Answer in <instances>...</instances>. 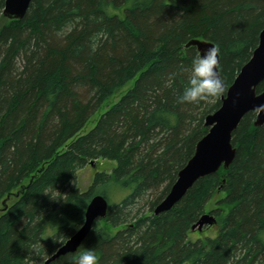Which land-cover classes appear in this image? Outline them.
I'll use <instances>...</instances> for the list:
<instances>
[{"label":"trees","instance_id":"1","mask_svg":"<svg viewBox=\"0 0 264 264\" xmlns=\"http://www.w3.org/2000/svg\"><path fill=\"white\" fill-rule=\"evenodd\" d=\"M263 28L264 0H32L23 19L0 26V264H42L81 227L95 195L107 215L80 246L98 264H264V125L254 127L255 112L232 133L229 168L153 214ZM192 39L219 49L225 86L199 104L178 102L198 54L184 47ZM99 160L115 167L80 191L78 172ZM217 196L208 212L217 234L190 240ZM75 254L51 264H73Z\"/></svg>","mask_w":264,"mask_h":264},{"label":"water","instance_id":"2","mask_svg":"<svg viewBox=\"0 0 264 264\" xmlns=\"http://www.w3.org/2000/svg\"><path fill=\"white\" fill-rule=\"evenodd\" d=\"M31 2L32 0H5L2 16L8 20H21ZM184 47H194L197 53L201 54L205 49L215 45L205 40L192 39ZM263 81L264 28L259 34L258 45L252 52L251 58L226 90L220 107L205 117L204 126L208 128L207 133L197 142L193 156L178 172L177 179L168 194L154 208L155 216L171 210L199 179L216 173L220 168L224 170L229 168L235 157V149L231 143L232 133L246 114L256 113L254 127L264 125V91L256 93V88ZM90 166L93 167L94 162H91ZM107 209L108 201L103 196H93L86 207L81 227L42 264H51L59 257L76 253L96 221L106 217ZM214 224L213 216L203 214L192 226L191 231L196 229L200 231L203 227Z\"/></svg>","mask_w":264,"mask_h":264},{"label":"clouds","instance_id":"3","mask_svg":"<svg viewBox=\"0 0 264 264\" xmlns=\"http://www.w3.org/2000/svg\"><path fill=\"white\" fill-rule=\"evenodd\" d=\"M219 49L209 47L191 59L190 76L178 95L179 103L199 104L224 92V81L218 75ZM73 264H98V255L93 248L79 247Z\"/></svg>","mask_w":264,"mask_h":264},{"label":"rangeland","instance_id":"4","mask_svg":"<svg viewBox=\"0 0 264 264\" xmlns=\"http://www.w3.org/2000/svg\"><path fill=\"white\" fill-rule=\"evenodd\" d=\"M8 19L1 17L0 18V26H2L4 23H6ZM129 86H131V83L128 84V86L121 89L118 93H116L113 97H111L104 105L101 107L100 111L95 114L92 119L89 121V123L86 125L83 133H87L93 126L95 125V122L98 118V116L107 108H109L112 104H114L120 97L123 95L128 89ZM115 167V162L108 161V160H99V162L94 163V166H86L82 170L78 172V179L76 183V187L80 191H86L88 187L91 185L93 176L95 172H110L112 168ZM220 196L214 197L211 202L208 204L205 210V214H209L208 212L215 207V203L217 199ZM146 209H143V212H146ZM218 232V226L216 224L212 226L203 227L202 230L198 231L197 229L194 231H191L189 234L190 240H196L197 238H205V237H211L213 238Z\"/></svg>","mask_w":264,"mask_h":264}]
</instances>
